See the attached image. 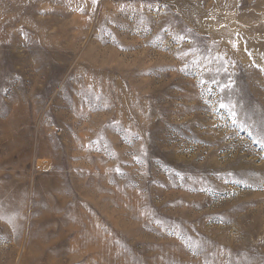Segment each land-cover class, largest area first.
<instances>
[{
    "label": "rangeland",
    "instance_id": "1",
    "mask_svg": "<svg viewBox=\"0 0 264 264\" xmlns=\"http://www.w3.org/2000/svg\"><path fill=\"white\" fill-rule=\"evenodd\" d=\"M0 264H264V0H0Z\"/></svg>",
    "mask_w": 264,
    "mask_h": 264
}]
</instances>
